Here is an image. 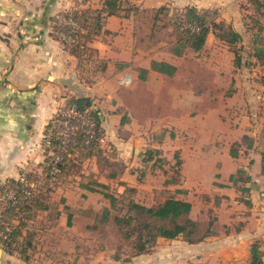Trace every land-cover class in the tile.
Masks as SVG:
<instances>
[{"label": "crops", "instance_id": "1", "mask_svg": "<svg viewBox=\"0 0 264 264\" xmlns=\"http://www.w3.org/2000/svg\"><path fill=\"white\" fill-rule=\"evenodd\" d=\"M123 1L129 2L121 0V3ZM135 1L137 5L142 3V7L171 3L212 8L209 7L212 5L202 7L194 0ZM103 4L104 0H0V183L15 181L23 176V169L26 171L33 165L40 168L45 163L48 150L41 147L48 122L60 106L70 104L72 99L86 98L88 108L97 112L101 126L108 131L115 129L117 109L124 107L125 115H129V106H124L122 94L124 90L130 93L131 88L123 82V76H130L132 85L155 80L161 83L168 76L152 69L151 62L157 59L151 58L142 64L138 58L140 50L131 11L105 16L99 29L83 40L87 31L82 22L73 18L74 14L101 9ZM85 16L94 20L93 13ZM61 17L78 26L73 44L57 39L60 33L70 34V28L61 24ZM78 45L84 49L76 50ZM137 64L145 69L142 74L136 75ZM172 65L176 69L169 76L175 77L178 69ZM101 69V73L97 71ZM243 97L252 102L249 109L227 104L223 110L195 109L171 120L174 126L185 127L187 134L193 136L192 152L181 158L184 165H193V193H201L198 195L205 203H191L189 214L196 212V206L200 208L198 213L204 211V206L207 207L205 212H210L204 204L213 196L217 200L213 217L210 222L208 219L209 231L202 239L190 243L180 237H177L179 240L159 237L149 252L119 264H196L201 261L224 264L223 251L229 257L228 264H250L251 244L255 240L264 244V172L261 170L264 113L257 110L256 92L251 94L252 101ZM128 143L121 145L127 147ZM161 143L159 139L147 145V151L154 149L158 154ZM134 147L133 142L132 153L136 151ZM139 155L140 152L136 158ZM154 156L150 160L143 159V163H150ZM135 160L133 158L132 163ZM240 168L249 180L244 185L231 180ZM241 189L245 190L244 194ZM177 243L181 244L169 247L173 253H168L167 261L156 258L165 245ZM1 251V258L8 257L11 262L19 263L18 255ZM180 251L183 253L178 254L176 262V253Z\"/></svg>", "mask_w": 264, "mask_h": 264}, {"label": "rangeland", "instance_id": "2", "mask_svg": "<svg viewBox=\"0 0 264 264\" xmlns=\"http://www.w3.org/2000/svg\"><path fill=\"white\" fill-rule=\"evenodd\" d=\"M194 1L202 7L212 5L209 7L217 9V20L236 30L240 40L231 45L212 33L199 52L186 49L176 56L172 53L176 40L173 26L165 15H156L160 7H142L143 4L137 5V1H123L121 6L124 9L136 8L130 14L135 23L136 43L140 50L138 58L142 64L151 58L170 62L178 69L175 77L168 75L161 83L155 80L132 85V78L123 76V82L131 88L130 93L126 94L127 90H124L122 94L124 106H129V115H125L124 107L117 109L115 129L105 131L102 127L104 135L98 147L101 151H94L82 160L79 159L81 153L70 154L72 162L67 164V173L62 177H49L45 171L44 159L54 154L56 142L55 136L48 135L47 126L41 147L48 150L43 159L45 163L40 168L33 165L26 171L23 169L25 173L15 181L0 183V192L19 181L31 183L33 190L29 196L33 195V203L27 224L29 231L34 233L29 237L32 242L26 250L29 260L24 261L16 254L19 263L11 262L8 257L1 258V250L8 253V245L2 237L4 232L0 230V264L125 263L124 251L130 246L113 218L104 220L106 208L116 215L126 211V203L131 199L152 206L174 195L179 199L191 200L188 201L190 204L194 201L205 203L204 198L198 195L201 193H193V165H184L181 158L183 154L186 156L192 152L193 136L187 134L185 127L174 126L171 120L176 116L188 115L195 109L215 107L223 110L227 104L238 109H249L252 102L245 100L243 95L252 101L251 94L255 92L257 110L264 113V8L257 7L255 0H207V4L205 0ZM166 6L171 11L183 7L171 3ZM186 23L183 24L186 26ZM139 64L136 65V75L145 70ZM223 114L226 115L225 112ZM159 139L162 149L150 163H143L147 145ZM127 142V147L121 145ZM133 142L135 156L132 153ZM139 152L141 155L136 158ZM133 158L136 159L134 163ZM185 177H188L186 183ZM246 182L240 181L239 184ZM241 190L244 194L245 190ZM107 194L117 198L115 207H111ZM216 202L213 196L208 204H204L210 208V212H205L207 207L203 205L204 211L198 213L200 208L196 206V212L188 214L195 225L187 228L188 234L177 237L186 241L202 239L209 231L208 219L210 222L213 217ZM17 223L15 220L14 224ZM27 231L23 229L21 239L27 235ZM178 244L181 243L165 245L163 251L157 252L156 258L167 261L170 258L168 253H173L169 247H178ZM181 253H176V262ZM115 254L121 258L114 259ZM223 255V263L228 264L229 257L225 251ZM196 264L207 263L201 261Z\"/></svg>", "mask_w": 264, "mask_h": 264}, {"label": "trees", "instance_id": "3", "mask_svg": "<svg viewBox=\"0 0 264 264\" xmlns=\"http://www.w3.org/2000/svg\"><path fill=\"white\" fill-rule=\"evenodd\" d=\"M257 2V7L264 8V2ZM121 0H104L103 7L97 10H86L80 15L74 14L77 22H82L83 28L87 31L86 37L92 35L95 30L99 29L101 20L111 14L119 15L122 11L130 12L136 10V8L124 9ZM93 13L94 20H90V17L85 16L87 13ZM165 15L169 22L173 26L175 33V42L172 48V53L175 55H181L186 49L192 52H199L206 42L209 34H214L218 39L227 44H235L240 40V34L234 30L230 25H226L224 21L217 20L218 11L215 8H197L195 6H184L181 9H171L167 6L158 8L156 15ZM184 22L193 25V29L184 27ZM82 39V37H81ZM82 41V40H81ZM75 48L78 51H82L79 45ZM152 69L166 74L173 75L175 66L166 62L153 60L151 62ZM70 104L76 106L80 110H85L89 107V101L86 98L72 99ZM90 115L94 118L96 123V136L103 137L104 130L101 126V120L95 110L90 109ZM75 145L71 146L69 151L65 154L63 162L60 165V172L58 174H51V163L54 156H48L46 159V174L49 177L58 176L62 177L66 175L67 164L72 162L70 154L81 153L80 160L87 157L88 154L94 151L100 152L98 145H95V141L86 143V137L78 132L75 135ZM56 144V143H55ZM156 154L153 149L146 152L145 160H150ZM234 154V152H233ZM261 170L264 172V150L261 154ZM233 182L248 181V177L245 171L240 168L236 174L231 176ZM21 188H25L32 192L31 183L17 182ZM32 196H28L24 192L18 193V204L9 205L5 210L3 216L0 218V230L4 232L7 238H3L4 242L8 245V253L16 254L24 261H28L27 248L31 245L32 240L29 237L32 232L29 231L27 219L31 217L32 210ZM107 198L110 199L111 207H115L117 198L112 194H107ZM127 209L124 213L116 215L111 214L110 209L106 208L104 212V220H109L111 217L113 221L120 229L123 238L127 241L130 249L125 250L126 257L124 261L129 260L131 257L149 252L157 242L159 237L173 239L178 235L187 233V228L194 226L195 223L188 217L191 210V204L183 199H178L174 196H170L164 202L157 205L147 206L144 204L136 203L132 199L127 203ZM15 220L18 221L14 224ZM28 229L27 235H24L21 239L23 229ZM3 237V236H2ZM187 241L194 242L193 239H187ZM261 240H255L250 247V264H264V248ZM264 245V244H263ZM119 254L114 255V259H120Z\"/></svg>", "mask_w": 264, "mask_h": 264}, {"label": "built area", "instance_id": "4", "mask_svg": "<svg viewBox=\"0 0 264 264\" xmlns=\"http://www.w3.org/2000/svg\"><path fill=\"white\" fill-rule=\"evenodd\" d=\"M60 22L70 28V34L60 33L58 38L62 41H68L73 44L76 42V36L78 26L69 19L60 18ZM186 28L193 29V25L186 23ZM80 132L86 137V143L95 141V145H100L103 137L96 136V123L93 117L90 115V109L80 110L72 104H64L60 106L54 116L50 119L48 124V135L55 136V148L53 150L54 159L51 163V174H58L60 172L61 162L64 160L65 154L69 151L71 146H74L75 135ZM23 178V177H22ZM21 182V181H19ZM22 191L29 196L30 191L21 188L17 183L11 185L8 189L0 192V218L3 216L5 210L9 205L18 204V193ZM3 238H7L3 235Z\"/></svg>", "mask_w": 264, "mask_h": 264}]
</instances>
